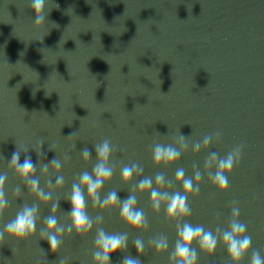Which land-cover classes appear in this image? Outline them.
Returning <instances> with one entry per match:
<instances>
[{
    "label": "water",
    "instance_id": "water-1",
    "mask_svg": "<svg viewBox=\"0 0 264 264\" xmlns=\"http://www.w3.org/2000/svg\"><path fill=\"white\" fill-rule=\"evenodd\" d=\"M31 2L0 0V175L6 173L0 264H98L99 229L127 235V249L114 253L111 264L129 254L141 264H176L170 257L177 224L227 229L233 206L252 249L232 262L222 242L210 254L193 241L196 264H250L256 249L264 256V0H45L42 25L34 23ZM217 131L218 142L193 153L195 142ZM181 134L188 149L180 159L156 163L154 145L179 148ZM104 140L111 145L113 175L99 190L100 200L111 191L121 201L134 195L133 209L143 210L147 228L131 225L119 202L101 207L84 189L92 228L65 230L52 252L41 237L45 217L55 216L65 229L72 223V186L81 173H92L98 162L93 145ZM237 145L243 148L240 163L221 191L205 161ZM85 146L92 150L88 160L80 151ZM15 151L21 163L31 158L36 170L29 179H38L50 200L9 165ZM54 158L59 170L50 164ZM133 163L143 171L125 182L121 171ZM179 168L193 177L199 193L184 191L175 179ZM157 173L164 174V185L155 182ZM58 176L62 186L55 185ZM145 177L152 178V189L187 195L191 214L170 217L166 200L155 209L151 189L138 187ZM24 205L38 206L35 233L11 237L5 226ZM138 238L139 253L133 245ZM160 239L167 248L157 249Z\"/></svg>",
    "mask_w": 264,
    "mask_h": 264
},
{
    "label": "clouds",
    "instance_id": "clouds-1",
    "mask_svg": "<svg viewBox=\"0 0 264 264\" xmlns=\"http://www.w3.org/2000/svg\"><path fill=\"white\" fill-rule=\"evenodd\" d=\"M44 8L45 0H32L31 9L34 12L36 25H42L44 23ZM55 23V22H54ZM221 133L214 132L203 137L202 141L195 142L192 145L193 153H199L201 148H208L213 141L218 142ZM180 147L176 148L172 145L156 144L153 147V158L156 163L161 161L165 163H173L180 159V156L184 151L188 149V145L181 134ZM95 153L97 155V164L92 170V173L87 171L81 173L79 183H74L72 186V194L69 200L71 209L68 212L72 218V223L65 229L63 225L58 226L55 216L45 217V228L42 232V239L47 240L52 252L59 247L61 239L59 238L62 233L67 230L71 232L73 228L77 231L90 230L92 228V219L86 213V204L84 197V189L87 190V195L94 198L95 203L101 207L110 204L112 202H119L121 204L122 216L133 226L147 228L144 212L142 209H133V205L136 203V197L134 195H128V197L121 201L117 192L111 191L108 195L100 200L99 190L106 181L110 180L113 175V169L108 166L109 156L112 151L110 142L104 140L97 145H93ZM81 155L84 159H90L92 150L87 146L82 148ZM243 148L240 145L234 147L225 156L220 157L216 152L209 154L205 161V169L207 170L209 179L214 185H216L221 191L227 190L229 186L228 176L232 172L235 166H238L242 157ZM39 155V153H38ZM50 164L54 165L57 170L61 168V164L56 158L50 161ZM9 165H15L16 171L27 179L28 184L32 189L38 192V195L43 200H50V193H44L39 189L38 179H29L35 173V165L30 157H26L23 162H20V154L15 151L12 154ZM215 167V172L211 169ZM48 164L42 166V171L47 172ZM143 169L136 163L131 166H124L121 175L122 180L127 182L131 180L133 172ZM194 179L201 180V172L196 166L193 168ZM6 179V173L0 175V213L3 212L6 201L3 193V186ZM175 179L182 181V187L185 192H191L193 194L199 193V185L193 184V177H186L183 168L177 169L175 173ZM155 182L159 185L166 183L163 173H157L155 176ZM171 185V182H168ZM55 185H63V177L58 176ZM85 185V187H82ZM49 186H53L49 181ZM138 187L140 189L150 188L151 199L153 201V207L159 210L161 201H168L166 211L170 217L187 216L191 214V210L187 203V195L181 192H160L157 189H152V178L145 177L142 179ZM19 191V189H17ZM53 210L59 208V202L52 205ZM239 208L233 206L232 219L229 221L227 229H222L217 226L215 232L211 230H205L203 225H192L190 223H184L182 226L177 224V240L174 250L170 259L176 260V264H196L198 253L196 248H193V241L199 245L203 250L213 254L217 248L218 242H222L227 250L228 257L232 262H238L249 249H252V236L247 234V225L237 219L239 217ZM38 215L37 205H24L21 210L16 214L15 218L9 221L5 226V231L9 236L18 239H24L29 235L35 233L36 221ZM98 221L101 217L96 218ZM4 238V233H0V239ZM96 244L98 249L94 253V260L98 264H111V256L118 252L122 247L127 249V235L126 234H108L103 229L98 230ZM158 250L167 248V241L160 239L155 241ZM136 252L143 251V242L139 238L133 242ZM59 264H65L61 259ZM120 264H141L138 256H132L131 254L123 256ZM250 264H264V256L261 255L259 249L251 251Z\"/></svg>",
    "mask_w": 264,
    "mask_h": 264
}]
</instances>
